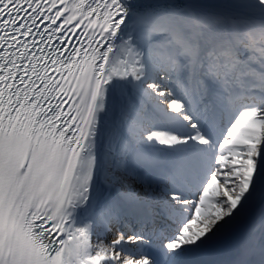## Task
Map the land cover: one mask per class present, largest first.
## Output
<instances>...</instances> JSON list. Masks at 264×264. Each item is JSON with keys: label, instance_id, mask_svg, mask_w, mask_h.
Wrapping results in <instances>:
<instances>
[{"label": "snow or ice", "instance_id": "1", "mask_svg": "<svg viewBox=\"0 0 264 264\" xmlns=\"http://www.w3.org/2000/svg\"><path fill=\"white\" fill-rule=\"evenodd\" d=\"M0 264H264V0H0Z\"/></svg>", "mask_w": 264, "mask_h": 264}, {"label": "rangeland", "instance_id": "2", "mask_svg": "<svg viewBox=\"0 0 264 264\" xmlns=\"http://www.w3.org/2000/svg\"><path fill=\"white\" fill-rule=\"evenodd\" d=\"M111 239V237H109V240Z\"/></svg>", "mask_w": 264, "mask_h": 264}]
</instances>
